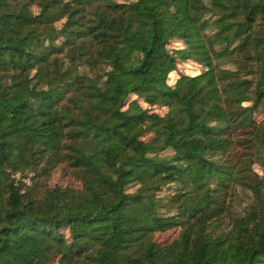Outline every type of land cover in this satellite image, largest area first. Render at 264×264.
<instances>
[{
	"label": "trees",
	"instance_id": "16d2710c",
	"mask_svg": "<svg viewBox=\"0 0 264 264\" xmlns=\"http://www.w3.org/2000/svg\"><path fill=\"white\" fill-rule=\"evenodd\" d=\"M0 264H264V0H0Z\"/></svg>",
	"mask_w": 264,
	"mask_h": 264
},
{
	"label": "rangeland",
	"instance_id": "374dc122",
	"mask_svg": "<svg viewBox=\"0 0 264 264\" xmlns=\"http://www.w3.org/2000/svg\"><path fill=\"white\" fill-rule=\"evenodd\" d=\"M177 45L178 44L176 42L172 43L171 47L174 48V51L179 50V47H182V45L181 46H177ZM181 50L182 49H180V52ZM177 65H178V69L175 72L177 76L179 75V73L194 74L200 70V67L191 61L179 62ZM156 111L158 113H163L165 109L158 107ZM258 118H263V114L261 113L260 115L258 114ZM170 153H171L170 150H167L164 154L170 155ZM32 176H33L32 172L22 174L20 173V171H16L12 173V178H14L15 180L21 178L22 181L27 185H30ZM47 183L51 186L58 184V185H68V186L78 187L81 185L80 180L77 178L74 170L68 171L66 169H63L61 166H58L53 170L52 174L47 179ZM227 199H229L227 201L231 203L230 212L232 213H230V215L232 216H235L234 214L239 215L240 213H243L244 209H246L253 202L251 192L249 190L242 188H237V192L235 194L228 195ZM227 219L228 217L222 218L221 220L224 221L225 224L227 222ZM224 226L225 225H221L220 227H218V230L220 231L221 229L224 228ZM175 232L176 230L173 229L166 232H160V233L156 232L153 238L157 242H163L173 237Z\"/></svg>",
	"mask_w": 264,
	"mask_h": 264
}]
</instances>
